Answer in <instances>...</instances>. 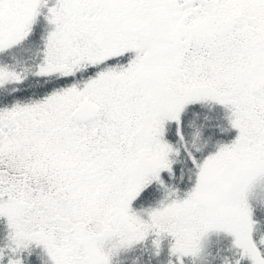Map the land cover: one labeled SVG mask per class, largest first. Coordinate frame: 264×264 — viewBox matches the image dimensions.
<instances>
[{"label": "snow or ice", "instance_id": "6c2138e0", "mask_svg": "<svg viewBox=\"0 0 264 264\" xmlns=\"http://www.w3.org/2000/svg\"><path fill=\"white\" fill-rule=\"evenodd\" d=\"M0 264H264V0H0Z\"/></svg>", "mask_w": 264, "mask_h": 264}]
</instances>
